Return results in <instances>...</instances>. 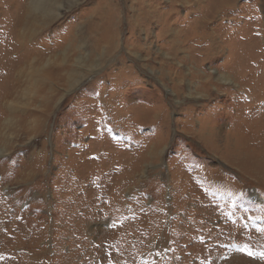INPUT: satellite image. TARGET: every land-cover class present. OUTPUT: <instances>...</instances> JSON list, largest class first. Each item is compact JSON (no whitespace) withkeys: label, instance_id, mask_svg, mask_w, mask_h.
I'll use <instances>...</instances> for the list:
<instances>
[{"label":"rangeland","instance_id":"1","mask_svg":"<svg viewBox=\"0 0 264 264\" xmlns=\"http://www.w3.org/2000/svg\"><path fill=\"white\" fill-rule=\"evenodd\" d=\"M189 1L0 0V264H264V0Z\"/></svg>","mask_w":264,"mask_h":264},{"label":"bare ground","instance_id":"2","mask_svg":"<svg viewBox=\"0 0 264 264\" xmlns=\"http://www.w3.org/2000/svg\"><path fill=\"white\" fill-rule=\"evenodd\" d=\"M144 1V0H143ZM152 1H154V4H152V5H154L155 6V3H157V0H152ZM168 1V3L166 4L170 9H172V6H173V3H190V1L189 0H167ZM194 1H196L199 5V7H201L203 4H204V2L206 1V0H202V2L200 1V0H194ZM220 2H222V3H226L224 0H222V1H219V0H214V1H212V3H213V5L215 6V7H218V4L220 3ZM75 4V3H74ZM152 5L150 6V9H149V11L150 12H152L153 13V11H152ZM195 7H197V6H195ZM214 7V8H215ZM29 10H31L33 13H41V14H43L44 16H47V17H50L53 21H55V20H61L60 18H62V9L59 7H55V5L52 3V0H30V4H29ZM157 8V7H156ZM198 8V7H197ZM199 9V8H198ZM145 10V9H144ZM140 11L139 13H137L138 14V18L140 17V16H142V17H140V20L142 19V20H144L145 18H147V17H149L150 16V12L148 11V14H145V11H147V10H145V11ZM214 11V10H213ZM212 12V11H211ZM27 14H28V12H27V10H25V12H24V16L20 19V22H19V26L20 27H24L25 25H26V21H25V18L27 17ZM106 15L107 16H110V13L109 12H106ZM207 18H209V17H207ZM14 19V18H13ZM211 19V18H210ZM24 21H25V23H24ZM137 21V20H136ZM205 21V20H204ZM18 22V21H17ZM24 24V25H23ZM153 25V24H152ZM201 25V24H200ZM26 26H28V24L26 25ZM25 26V27H26ZM111 26V25H110ZM13 27V26H12ZM138 27V26H137ZM208 27V26H207ZM202 28V27H201ZM200 30V29H199ZM207 30H208V28H207ZM28 33H20V40H21V42L23 41V43H24V40L26 39V36L27 35H29V32L30 31H27ZM143 33V32H142ZM205 33V32H204ZM207 33H208V31H207ZM30 34H32V32L30 33ZM40 35V34H39ZM164 35H165V33H164ZM214 35V34H213ZM211 36V35H210ZM210 39V38H209ZM214 40V39H213ZM214 43V42H213ZM210 44V43H209ZM208 46V45H207ZM213 49V48H212ZM215 50V49H214ZM211 52V51H210ZM209 55H210V53H209ZM213 55V54H212ZM142 57V56H141ZM29 63V62H28ZM30 64V63H29ZM28 64V65H29ZM46 64V63H45ZM27 66V65H26ZM47 66H48V64H46V65H44L43 66V69L42 68H37L36 69V66H31L30 67V72L29 73H31L30 74V77L29 78H27L28 79V82H31L32 81V83H33V81H35L36 83L38 82V80H39V78H37V76H44V74L42 73L43 72V70L44 69H46L47 68ZM24 69L22 68V69H20V70H18V73H19V76H21V75H25V73H24ZM28 71V70H27ZM154 71V70H153ZM171 75V74H170ZM23 78V77H22ZM224 78V77H223ZM220 80V79H219ZM208 81V80H207ZM210 81V80H209ZM44 82V81H43ZM211 82V81H210ZM213 82V81H212ZM224 82L226 83V82H231V79H226V80H224ZM213 84V83H212ZM211 84V85H212ZM208 85V84H207ZM206 87V86H205ZM215 87V86H214ZM172 92V91H171ZM219 93V92H218ZM201 97V96H200ZM250 129V128H249ZM256 132V131H255ZM214 137V136H213ZM230 137V136H229ZM235 138V137H234ZM263 138V137H262ZM235 140V139H234ZM213 143V142H212ZM211 143V144H212ZM241 143H244V139H241L240 138V142L239 141H237V143L235 142V145H233L234 146V151H235V153H237L238 155H244V158L243 159H245V158H247V159H249V158H251V156H249L250 154H248V148H247V146L246 145H244L243 146V144H241ZM249 147V146H248ZM211 148V147H210ZM238 149V150H237ZM220 151V150H219ZM238 151H241V152H238ZM226 152V151H225ZM232 152V151H231ZM226 153H228V152H226ZM229 154V153H228ZM241 158V157H240ZM228 159V158H227ZM238 159V158H237ZM230 160V159H229ZM253 162V161H252ZM231 163V162H230ZM260 166H263V165H260ZM252 167V166H251ZM237 168V167H236ZM255 167H252V169H251V174H253V175H256L255 174ZM250 169L248 168V171H249ZM246 172V171H245ZM259 173V172H258ZM262 173V172H261ZM250 174V175H251ZM248 175V174H247ZM254 178V177H253ZM257 178V177H256ZM263 178V177H262ZM257 181V180H256ZM30 240V239H29ZM33 249V248H32ZM14 251V250H13ZM246 262H248L249 263V261H247V259H240V263L241 264H245Z\"/></svg>","mask_w":264,"mask_h":264},{"label":"snow or ice","instance_id":"3","mask_svg":"<svg viewBox=\"0 0 264 264\" xmlns=\"http://www.w3.org/2000/svg\"><path fill=\"white\" fill-rule=\"evenodd\" d=\"M249 255H252L251 252L248 253ZM262 256H264V254H262Z\"/></svg>","mask_w":264,"mask_h":264}]
</instances>
